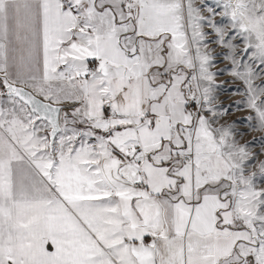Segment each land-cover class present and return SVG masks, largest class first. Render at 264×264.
I'll list each match as a JSON object with an SVG mask.
<instances>
[{
    "label": "snow or ice",
    "instance_id": "6c2138e0",
    "mask_svg": "<svg viewBox=\"0 0 264 264\" xmlns=\"http://www.w3.org/2000/svg\"><path fill=\"white\" fill-rule=\"evenodd\" d=\"M0 264H264V0H0Z\"/></svg>",
    "mask_w": 264,
    "mask_h": 264
},
{
    "label": "rangeland",
    "instance_id": "374dc122",
    "mask_svg": "<svg viewBox=\"0 0 264 264\" xmlns=\"http://www.w3.org/2000/svg\"><path fill=\"white\" fill-rule=\"evenodd\" d=\"M238 99V97H235ZM230 101H227L226 100V103H228ZM247 115V112L246 111H239V112H236L232 115V119H238V118H242L243 116H246ZM238 127L241 129V130H246L247 126L246 125H238ZM260 135V133L258 132H252V133H248V135L246 136V139H252L254 136L255 137H258Z\"/></svg>",
    "mask_w": 264,
    "mask_h": 264
}]
</instances>
